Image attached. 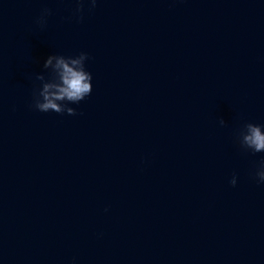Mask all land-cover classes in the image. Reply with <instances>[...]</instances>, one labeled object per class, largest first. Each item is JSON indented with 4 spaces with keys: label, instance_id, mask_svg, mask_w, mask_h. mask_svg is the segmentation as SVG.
<instances>
[{
    "label": "water",
    "instance_id": "obj_1",
    "mask_svg": "<svg viewBox=\"0 0 264 264\" xmlns=\"http://www.w3.org/2000/svg\"><path fill=\"white\" fill-rule=\"evenodd\" d=\"M76 7L0 0V264H264V153L237 140L264 125V0ZM80 52L77 115L34 110Z\"/></svg>",
    "mask_w": 264,
    "mask_h": 264
},
{
    "label": "clouds",
    "instance_id": "obj_2",
    "mask_svg": "<svg viewBox=\"0 0 264 264\" xmlns=\"http://www.w3.org/2000/svg\"><path fill=\"white\" fill-rule=\"evenodd\" d=\"M74 2L77 7L74 9L73 15L82 21L84 4L88 3L89 11H91L95 9L98 0H74ZM50 15H52L51 9H42L41 15L37 18V23L41 28L46 27ZM88 59L87 52H80L76 56L50 55L43 64L47 75L41 72L35 77L40 84L33 92L31 107L43 113L77 115L76 109L69 105L79 104L90 96L93 90V76L86 68ZM219 124L222 127L227 126V122L223 118L219 120ZM237 140L245 152L264 153V125L252 122L244 124L237 133ZM253 179L264 184V159L260 161L258 168L253 173ZM230 183L232 186L236 185L235 174Z\"/></svg>",
    "mask_w": 264,
    "mask_h": 264
}]
</instances>
